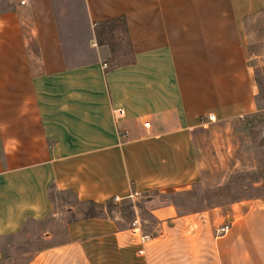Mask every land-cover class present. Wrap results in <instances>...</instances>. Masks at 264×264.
<instances>
[{"label":"crops","instance_id":"1","mask_svg":"<svg viewBox=\"0 0 264 264\" xmlns=\"http://www.w3.org/2000/svg\"><path fill=\"white\" fill-rule=\"evenodd\" d=\"M80 2L95 58L74 64L52 0L0 11V238L52 214L51 190L97 203L188 190L196 130L256 110L244 22L264 0ZM115 16L134 61L103 68L109 53L92 27ZM145 208L147 219L133 218L143 242L114 218H81L25 264H264V195L224 209Z\"/></svg>","mask_w":264,"mask_h":264},{"label":"rangeland","instance_id":"2","mask_svg":"<svg viewBox=\"0 0 264 264\" xmlns=\"http://www.w3.org/2000/svg\"><path fill=\"white\" fill-rule=\"evenodd\" d=\"M14 1L0 0V11L12 6ZM52 1L68 62L93 60V50L83 37L86 32L81 0ZM23 17L27 24L28 19ZM244 43L253 79L259 83L256 110L241 117L209 122L194 133L197 176L189 189L194 197H204V201L190 199L184 203L178 195L148 191L139 199L106 200L93 207L94 217L114 218L120 226H130L136 213L147 219L145 207L153 202L174 201L180 204V210H189L218 200L219 207L224 209L231 201L264 195V9L244 22ZM49 195L52 214L42 220L28 219L17 232L0 239V264H25L43 245L64 240L65 223L84 218L88 211L89 205L68 191L51 190Z\"/></svg>","mask_w":264,"mask_h":264},{"label":"trees","instance_id":"3","mask_svg":"<svg viewBox=\"0 0 264 264\" xmlns=\"http://www.w3.org/2000/svg\"><path fill=\"white\" fill-rule=\"evenodd\" d=\"M92 35H93L94 42L97 46L105 45L107 47V50L109 53V56L106 60V62H107L106 67L107 68H112V67H116V66H120V65L129 64V63H132L134 61V54H133V51L131 49L130 40L128 37L127 27H126V22H125L124 16L110 17V18H106V19H103V20L96 22L92 27ZM254 83L256 85V88L259 90V83H258L257 79H255V77H254ZM254 101H255V105L257 106L256 97L254 98ZM192 185H191V187H192ZM166 195L167 196L178 195L181 197V200L184 203H189L190 199H195L198 201V203H200V202L204 201V199H205L204 197H201V198L194 197V195L190 189L177 191V192H167ZM110 200H112V198ZM214 201H216V202L210 203L209 205H200V207H198V208L189 209V210H186V209L180 210L179 209L180 204L176 203L174 201H170L169 203L173 204L178 209L179 212H192V211L202 210V209H205L208 207H213V206L219 207V206H221L220 203H218V200H214ZM80 202H84V203H87L89 205L88 211L85 213L84 218L96 216V214L93 211V207L100 206V203L93 202L91 200L80 201ZM23 224H22V226H23ZM11 234H13V233H11ZM8 235H10V234H8ZM44 246H46V245H43L42 247H44ZM0 248H1V246H0Z\"/></svg>","mask_w":264,"mask_h":264},{"label":"built area","instance_id":"4","mask_svg":"<svg viewBox=\"0 0 264 264\" xmlns=\"http://www.w3.org/2000/svg\"><path fill=\"white\" fill-rule=\"evenodd\" d=\"M26 3H27V0H16V4L18 6H24V5H26ZM102 67L105 68L106 65L102 64ZM213 120H214V117L211 113L206 114L205 121H213ZM137 195H138L137 192H131L130 194L126 195L125 198L132 200V198L134 199ZM121 199H122V197H119V196H113L112 197V201H114V202L120 201ZM227 228H228V226L226 224H224V225L218 227L215 230V232L216 233H223L224 231L227 230ZM129 231L132 234H135L139 238L140 242H143L149 238V236L147 234L141 232L136 219H133L130 222ZM138 252H140V251H138Z\"/></svg>","mask_w":264,"mask_h":264}]
</instances>
